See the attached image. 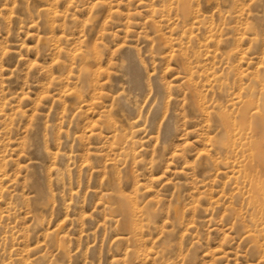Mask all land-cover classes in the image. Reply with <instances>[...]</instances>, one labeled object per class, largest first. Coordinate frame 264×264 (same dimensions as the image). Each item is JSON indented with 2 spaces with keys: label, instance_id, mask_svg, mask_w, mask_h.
Masks as SVG:
<instances>
[{
  "label": "rangeland",
  "instance_id": "374dc122",
  "mask_svg": "<svg viewBox=\"0 0 264 264\" xmlns=\"http://www.w3.org/2000/svg\"><path fill=\"white\" fill-rule=\"evenodd\" d=\"M0 264H264V0H0Z\"/></svg>",
  "mask_w": 264,
  "mask_h": 264
},
{
  "label": "bare ground",
  "instance_id": "6f19581e",
  "mask_svg": "<svg viewBox=\"0 0 264 264\" xmlns=\"http://www.w3.org/2000/svg\"><path fill=\"white\" fill-rule=\"evenodd\" d=\"M258 151H259V150H258ZM260 154H261V153H260ZM260 154H259V155H260ZM262 161H263V160H262ZM262 161H261V162H262ZM262 163H263V162H262ZM260 165H261V164H260ZM120 201H121V199H120ZM123 204H124V203H123ZM123 207H124V205H123ZM119 209H120V208H119ZM123 209H124V208H123ZM120 211H121V210H120Z\"/></svg>",
  "mask_w": 264,
  "mask_h": 264
}]
</instances>
